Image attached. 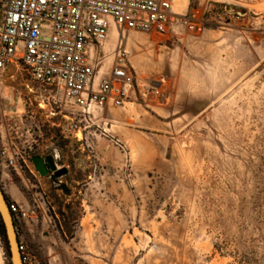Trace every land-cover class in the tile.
Masks as SVG:
<instances>
[{
    "label": "rangeland",
    "instance_id": "374dc122",
    "mask_svg": "<svg viewBox=\"0 0 264 264\" xmlns=\"http://www.w3.org/2000/svg\"><path fill=\"white\" fill-rule=\"evenodd\" d=\"M191 7L199 33H126L139 87L81 132L16 67L0 76V151L26 160L0 157V188L30 209L25 264H264V0H177Z\"/></svg>",
    "mask_w": 264,
    "mask_h": 264
},
{
    "label": "built area",
    "instance_id": "2783aa9c",
    "mask_svg": "<svg viewBox=\"0 0 264 264\" xmlns=\"http://www.w3.org/2000/svg\"><path fill=\"white\" fill-rule=\"evenodd\" d=\"M177 0H0V76L16 67L27 76L26 88L40 90L58 104L70 128L81 132L87 119L104 118L107 107H124L138 89V73L130 62L128 31L173 37L180 28L199 33L206 28L199 8L185 13ZM117 46L106 50L112 32ZM106 64L108 66L106 67ZM12 78L15 75L11 76ZM48 93V94H47ZM47 96V97H46ZM77 108L76 114L68 106ZM79 117V118H78ZM113 141L122 150L126 145ZM6 166L23 172L21 151L3 143ZM14 221L30 218V209L9 203ZM34 214L35 211L33 210ZM24 262L26 247L19 242Z\"/></svg>",
    "mask_w": 264,
    "mask_h": 264
},
{
    "label": "water",
    "instance_id": "95a60500",
    "mask_svg": "<svg viewBox=\"0 0 264 264\" xmlns=\"http://www.w3.org/2000/svg\"><path fill=\"white\" fill-rule=\"evenodd\" d=\"M35 164L39 171L43 174H47V168L45 162L42 158L34 159ZM48 164L53 168V163L50 158H48ZM0 218L4 224L6 237L9 244L10 251V264H25L22 253L19 246V236L13 215L10 211L7 198L0 188Z\"/></svg>",
    "mask_w": 264,
    "mask_h": 264
},
{
    "label": "trees",
    "instance_id": "16d2710c",
    "mask_svg": "<svg viewBox=\"0 0 264 264\" xmlns=\"http://www.w3.org/2000/svg\"><path fill=\"white\" fill-rule=\"evenodd\" d=\"M39 158H41V157H36L35 159H39ZM45 165H46L47 169L51 168L49 166V164L46 163V162H45ZM7 201H8V204L11 202L8 198H7ZM15 225H16V222H15ZM16 227H17V225H16ZM0 235H1L2 239H3V241H4L6 253H7L8 257H10L9 244H8L7 237H6L5 227H4V224H3L2 220H1V218H0Z\"/></svg>",
    "mask_w": 264,
    "mask_h": 264
},
{
    "label": "crops",
    "instance_id": "0c3cea01",
    "mask_svg": "<svg viewBox=\"0 0 264 264\" xmlns=\"http://www.w3.org/2000/svg\"><path fill=\"white\" fill-rule=\"evenodd\" d=\"M136 69V68H135ZM137 71V70H136ZM12 200L17 201V202H22V198L18 194H13L10 196Z\"/></svg>",
    "mask_w": 264,
    "mask_h": 264
},
{
    "label": "bare ground",
    "instance_id": "6f19581e",
    "mask_svg": "<svg viewBox=\"0 0 264 264\" xmlns=\"http://www.w3.org/2000/svg\"><path fill=\"white\" fill-rule=\"evenodd\" d=\"M112 36L114 37V36H116V38H117V41H118V33H117V31L116 30H114L113 32H112Z\"/></svg>",
    "mask_w": 264,
    "mask_h": 264
},
{
    "label": "flooded vegetation",
    "instance_id": "af4514ba",
    "mask_svg": "<svg viewBox=\"0 0 264 264\" xmlns=\"http://www.w3.org/2000/svg\"><path fill=\"white\" fill-rule=\"evenodd\" d=\"M47 163H48V160H47Z\"/></svg>",
    "mask_w": 264,
    "mask_h": 264
}]
</instances>
